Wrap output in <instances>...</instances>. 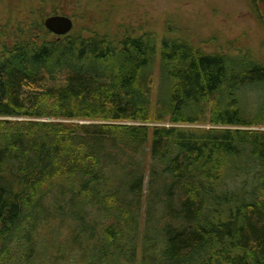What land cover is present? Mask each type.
<instances>
[{
	"label": "trees",
	"instance_id": "1",
	"mask_svg": "<svg viewBox=\"0 0 264 264\" xmlns=\"http://www.w3.org/2000/svg\"><path fill=\"white\" fill-rule=\"evenodd\" d=\"M40 27L0 32V264H264V132L146 125L264 127V61ZM157 57L169 84L154 103ZM50 210L78 226L51 263Z\"/></svg>",
	"mask_w": 264,
	"mask_h": 264
},
{
	"label": "rangeland",
	"instance_id": "2",
	"mask_svg": "<svg viewBox=\"0 0 264 264\" xmlns=\"http://www.w3.org/2000/svg\"><path fill=\"white\" fill-rule=\"evenodd\" d=\"M79 1L85 3L89 0ZM98 1L107 2L109 0ZM13 2V0H10L9 3L12 4L3 6V2L0 0V32L5 31L11 37L19 35L20 30H22L23 33L33 38L35 34H38L40 21L43 23L50 17L63 16L73 21L76 31L81 30L83 32L85 27H91L94 23H99L105 26V28H102L103 32L109 31L111 34L134 32L133 34L136 37L147 34L151 39L155 41L157 39L160 42L157 47V55H159L165 43L170 46L178 42L182 43L181 41H187L198 47V49H205L212 54L224 52L235 55L237 50H240L255 56L259 61H264V0H124V2L114 0L115 5L121 8L108 10L96 8L88 11L71 9V6L63 4L62 1L60 7L68 6V9L52 10L51 6L41 1H38V4L32 6V8L18 7ZM122 3L125 5L123 8ZM40 33L37 36L40 38L42 35L40 40L44 38L58 39L50 33H48L50 36H44L46 34L42 30ZM0 35L2 34L0 33ZM0 39L5 42L4 38ZM159 69H162V65L158 58L154 66V103L157 100H165L164 96L168 92L169 81ZM245 93L248 96L245 97L243 102H247L248 110L253 112L256 102H261L259 98L261 93L256 90ZM258 117L260 119L264 118L261 115ZM80 124H85V122H80ZM146 125L150 130L155 127H175L186 130L239 129L264 132V127L241 129L214 127L210 124L171 125L169 122ZM50 211L48 223L40 222L37 228L42 237L47 236L46 244L50 247L54 246L49 263L58 255V247L67 244L71 232L77 231L78 228L76 226L70 231L67 226L61 225L56 219L53 214L55 211ZM45 218V215L42 216V219ZM98 218L92 214L86 222L91 223L94 219H97L100 223V229L97 233L101 235L102 228L107 226L108 223H105L102 218ZM80 253L78 248H75L70 254L71 259L67 257L66 261L69 263L78 261Z\"/></svg>",
	"mask_w": 264,
	"mask_h": 264
},
{
	"label": "flooded vegetation",
	"instance_id": "3",
	"mask_svg": "<svg viewBox=\"0 0 264 264\" xmlns=\"http://www.w3.org/2000/svg\"><path fill=\"white\" fill-rule=\"evenodd\" d=\"M1 1L3 2V6L7 4H12V3H9L10 0H1ZM13 1H14L13 3H15L18 7H30V8H32V6H36L38 4V1H41L42 3H45L51 6L52 10H59L60 8L68 9V6L60 7L61 1L63 2V4H66V5L68 4L69 7L71 6L70 7L71 9H78V10H94L96 8L108 10V9L121 8L115 5L114 0H109L107 2H99L98 0H89L88 2H85V3L81 1L78 2V0H75V1L73 0H68V1H64V0H13ZM121 1L124 2V0H121ZM150 5L151 3L149 4V8H150ZM123 6L125 5H123L122 3V8ZM40 24L45 27V21H43V23H41L40 21ZM48 33L50 32L48 31ZM57 38L60 39V37H57Z\"/></svg>",
	"mask_w": 264,
	"mask_h": 264
},
{
	"label": "water",
	"instance_id": "4",
	"mask_svg": "<svg viewBox=\"0 0 264 264\" xmlns=\"http://www.w3.org/2000/svg\"><path fill=\"white\" fill-rule=\"evenodd\" d=\"M45 28L57 37H65L72 33L74 23L68 17L54 16L45 21Z\"/></svg>",
	"mask_w": 264,
	"mask_h": 264
}]
</instances>
